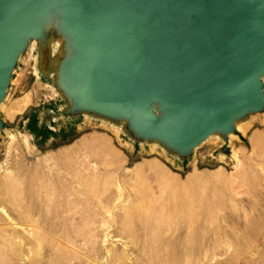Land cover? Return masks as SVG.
I'll use <instances>...</instances> for the list:
<instances>
[{"label": "rangeland", "instance_id": "rangeland-1", "mask_svg": "<svg viewBox=\"0 0 264 264\" xmlns=\"http://www.w3.org/2000/svg\"><path fill=\"white\" fill-rule=\"evenodd\" d=\"M35 57L20 56L0 106V264H264V108L238 119L245 135L180 155L125 119L76 111Z\"/></svg>", "mask_w": 264, "mask_h": 264}, {"label": "water", "instance_id": "water-1", "mask_svg": "<svg viewBox=\"0 0 264 264\" xmlns=\"http://www.w3.org/2000/svg\"><path fill=\"white\" fill-rule=\"evenodd\" d=\"M54 13L74 50L60 82L76 111L187 155L264 108V0H0V106Z\"/></svg>", "mask_w": 264, "mask_h": 264}, {"label": "bare ground", "instance_id": "bare-ground-1", "mask_svg": "<svg viewBox=\"0 0 264 264\" xmlns=\"http://www.w3.org/2000/svg\"><path fill=\"white\" fill-rule=\"evenodd\" d=\"M54 14H52L45 22V34L43 39L44 40H31L28 44L29 49H31L32 52L36 54L35 57V69L36 72L42 76H49L50 74H55L57 79H60V73H61V57H63L66 53L69 52V47L71 48V44H67L66 40L62 37L59 36V38H56L57 35V28H58V19L53 17ZM61 56V57H60ZM31 95L27 94L25 95L20 102L16 105L14 110H12L9 114L6 116L10 119H13L15 115L22 113L31 103ZM66 97L68 99L69 104H73L74 102L70 96L66 94ZM11 110V109H10ZM156 112H158V108H156ZM233 126L236 131H239L243 135H245V130L242 128L238 120H236L233 123ZM218 135L213 134L211 135L208 140H210L213 136ZM233 134H229V137L232 136ZM12 141L15 139L13 136L10 137ZM207 140V141H208ZM16 142V141H15ZM103 143V142H102ZM233 154L234 152L231 151ZM240 162V161H239ZM243 163V162H242ZM94 168V167H93ZM92 168V169H93ZM242 168V167H241ZM90 169V168H89ZM88 169V170H89ZM87 170V169H86ZM244 170V169H243ZM91 173V171L89 172ZM93 173V171H92ZM88 174V173H87ZM84 173V179H86V182L89 186V189H94L95 185H97V176L95 175H87ZM197 174V173H196ZM199 174V173H198ZM201 175V174H200ZM206 175V174H205ZM100 175H98L99 178ZM195 176V175H194ZM193 176V177H194ZM199 176V175H197ZM204 176V174H203ZM208 177V176H207ZM11 178V177H10ZM196 177H194L195 179ZM199 178H201L199 176ZM205 178V177H204ZM203 179V177H202ZM11 180V179H10ZM8 181L7 186H8V192L9 194L12 195L13 199L15 200L19 191L16 189V185L12 181ZM100 180V178H99ZM17 181H15L16 183ZM85 182V183H86ZM22 192V191H21ZM50 192V191H49ZM63 194V193H62ZM50 196V195H49ZM48 196V197H49ZM55 196V195H54ZM67 197V196H66ZM52 197L49 198V200ZM64 198V197H63ZM69 198V197H68ZM54 199V197H53ZM54 202V200H53ZM152 208V207H151ZM161 208V207H160ZM153 209V208H152ZM150 209V211L152 210ZM155 210V209H154ZM164 210V207L162 206V209H159L158 212H162ZM155 212V211H153ZM76 215V213H75ZM94 216V215H93ZM88 219V218H87ZM80 221V219H79ZM83 222V221H82ZM128 222V221H127ZM88 224V223H87ZM127 224V223H126ZM102 227V226H101ZM101 229V228H100ZM109 230V229H108ZM66 237V236H65ZM120 240V239H118ZM124 243V242H123ZM124 248V247H123ZM108 254V253H107ZM131 259V258H130ZM132 260V259H131Z\"/></svg>", "mask_w": 264, "mask_h": 264}]
</instances>
